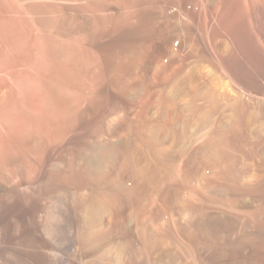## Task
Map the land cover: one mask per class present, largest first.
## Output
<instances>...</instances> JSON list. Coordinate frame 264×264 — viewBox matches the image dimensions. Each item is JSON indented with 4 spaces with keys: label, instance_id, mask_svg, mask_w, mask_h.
<instances>
[{
    "label": "rangeland",
    "instance_id": "374dc122",
    "mask_svg": "<svg viewBox=\"0 0 264 264\" xmlns=\"http://www.w3.org/2000/svg\"><path fill=\"white\" fill-rule=\"evenodd\" d=\"M262 231L264 0H0V264H244Z\"/></svg>",
    "mask_w": 264,
    "mask_h": 264
},
{
    "label": "crops",
    "instance_id": "0c3cea01",
    "mask_svg": "<svg viewBox=\"0 0 264 264\" xmlns=\"http://www.w3.org/2000/svg\"><path fill=\"white\" fill-rule=\"evenodd\" d=\"M42 195V200L47 199L44 192H42ZM47 200H50V198ZM257 233L259 234L257 247H255L254 242L256 237L252 236L247 243L250 246V253L246 252L244 264H264V231ZM53 249L51 248V250Z\"/></svg>",
    "mask_w": 264,
    "mask_h": 264
},
{
    "label": "bare ground",
    "instance_id": "6f19581e",
    "mask_svg": "<svg viewBox=\"0 0 264 264\" xmlns=\"http://www.w3.org/2000/svg\"><path fill=\"white\" fill-rule=\"evenodd\" d=\"M24 1H25V0H24ZM30 1H31V0H30ZM42 35L44 36V38L48 36L47 33L44 32V31H42ZM47 38H49V37H47ZM47 38H45V39L47 40ZM48 40H49V39H48ZM48 43H49V42H48ZM51 45H52V44H51ZM53 46H54V45H53ZM47 49H48V47H47ZM87 63H89V62H87ZM81 65H82V64H81ZM82 66H84V64H83ZM85 67H86V65H85ZM98 81H99V80H98ZM98 81H97V82H98ZM80 85H81V84H80ZM50 86H53V84L50 85ZM84 86H85V85H84ZM82 87H83V86H82ZM58 88H59V87H58ZM58 88H57V89H58ZM55 89H56V88H55ZM48 90H49V89H48ZM60 92H61V91H60ZM54 93H55V90H54ZM54 93H53V94H54ZM48 94H49V93H48ZM50 94H51V93H50ZM50 94H49V95H50ZM56 94H57V93H56ZM97 123H98V122H97ZM104 130H105V129H104ZM92 236H93V235H92ZM63 246H64V245H63ZM58 249H59V248H58ZM60 252H61V251H60ZM58 253H59V252H58ZM63 255H64V254H63ZM49 262H50V261H49ZM57 262H58V261H57Z\"/></svg>",
    "mask_w": 264,
    "mask_h": 264
}]
</instances>
